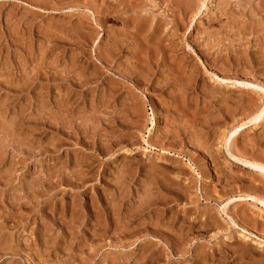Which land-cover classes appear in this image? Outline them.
Listing matches in <instances>:
<instances>
[{
  "label": "rangeland",
  "instance_id": "1",
  "mask_svg": "<svg viewBox=\"0 0 264 264\" xmlns=\"http://www.w3.org/2000/svg\"><path fill=\"white\" fill-rule=\"evenodd\" d=\"M31 1L0 0V264H264V172L229 154L264 163V0Z\"/></svg>",
  "mask_w": 264,
  "mask_h": 264
},
{
  "label": "bare ground",
  "instance_id": "2",
  "mask_svg": "<svg viewBox=\"0 0 264 264\" xmlns=\"http://www.w3.org/2000/svg\"><path fill=\"white\" fill-rule=\"evenodd\" d=\"M33 1H34V0H33ZM33 1H31V2L33 3ZM40 1H41V0H40ZM42 1H43V0H42ZM42 1H41V2H42ZM50 1H52V0H50ZM54 1H55V0H54ZM56 1H57V0H56ZM58 1H60V0H58ZM58 1H57V2H58ZM76 1H77V0H76ZM79 1H80V0H79ZM84 1H85V0H84ZM122 1H123V0H122ZM38 2H39V1H38ZM57 2H56V4H57ZM62 2H63V1H62ZM88 2H89V1H88ZM125 2H127V1H125ZM125 2H124V3H125ZM187 2H188V1H187ZM59 3H60V2H59ZM86 3H87V0H86ZM38 4H39V3H38ZM51 4H52V3H51ZM111 4H112V3H111ZM120 4H121V3H120ZM41 5H42V4H41ZM48 5H49V4H48ZM48 5H47V6H48ZM61 5H62V4H61ZM73 5H74V4H73ZM86 5H87V4H86ZM38 6H40V4H39ZM44 6H46V5H44ZM47 6H46V7H47ZM57 6H58V4H57ZM102 6H103V5H102ZM119 6H120V5H119ZM40 7H41V6H40ZM48 7H49V6H48ZM48 7H47V8H48ZM67 7H68V6H67ZM81 7H82V6H81ZM43 8H44V7H43ZM73 8H74V7H73ZM77 8H78V7H77ZM111 8H113V9H110V11L112 10V12H115V13H116L117 11L119 12V9L117 10V9H115L114 7H111ZM51 9H61V8H60L59 6L56 7V6H54V5L52 4ZM85 9H86V8H85ZM96 9H97V8H96ZM132 9H133V8H132ZM132 9H131V10H132ZM49 10H50V9H49ZM65 10H66V9H65ZM69 10H71V9H69ZM60 11H61V10H60ZM106 11H107V9H106ZM106 11H105V12H106ZM110 11H107V12H108V13H111ZM120 11H121V10H120ZM107 12H106V13H107ZM95 13H96V12H95ZM97 13H98V12H97ZM100 13H103V12H101V10H100ZM106 13H105V14H106ZM103 14H104V13H103ZM111 14H113V13H111ZM101 15H102V14H101ZM108 15H110V14H108ZM117 15H118V14H117ZM67 16H69V15H67ZM136 16H137V15H136ZM138 16H140V15H138ZM70 17H71V16H70ZM100 17H101V16H100ZM113 17H116V16H113ZM120 17H121V16H120ZM130 17H131V16H130ZM130 17H129V18H130ZM134 17H135V16H134ZM78 18H79V17H78ZM123 18L125 19V17H123ZM126 18H127V17H126ZM131 18H132V17H131ZM137 18H138V17H137ZM101 19H102V18H101ZM105 19H106V18H105ZM105 19H104V20H105ZM118 19H119V18H118ZM124 19H123V20H124ZM127 19H128V18H127ZM139 19H141V21H142L143 17H142V18L139 17ZM80 20H81V19H80ZM99 20H100V19H99ZM107 20H108V18H107ZM120 20H121V19H120ZM123 20H122V21H123ZM95 21H96V20H95ZM128 21H129V22H128ZM132 21H133V23L136 22L135 20H132ZM144 21H145V20H143V22H144ZM151 21H152V20H151ZM151 21H150V23H151ZM96 22H97V21H96ZM127 22H128V23H131V20H127V21L124 22V24L126 23V24H125L126 26H127ZM145 22H146V21H145ZM90 23H91V22H90ZM101 23H102V22H101ZM74 24H75V23H74ZM84 24H85V22L80 21V23H79V25H78V27L80 28V30H82V29H81L82 27H85ZM86 24L88 25L89 23H86ZM98 24H99V23H98ZM134 24H135V23H134ZM143 24H144V23H142V26H143ZM145 24H147V22H146ZM145 24H144V25H145ZM158 24H160V25H156V26H161V25H162L161 23H158ZM76 25H77V24H76ZM125 25H124V26H125ZM131 25H132V23H131ZM135 25L139 27V26H140V23L137 22ZM149 25H150V24H149ZM145 26H146V25H145ZM152 26H153V25H152ZM162 26H164V24H163ZM78 27H77L76 29H78ZM87 27H88V26H87ZM132 27H133V25H132ZM166 27H167V26H166ZM74 28H75V27H74ZM92 28H93V27H92ZM129 28H130V27H129ZM151 28H152V27H151ZM158 28H159V31H158V33H159V32L161 31L162 28H161V27H158ZM160 28H161V29H160ZM47 29H48V27H47ZM71 29H72V28H71ZM76 29H74V30H76ZM87 29L89 30V29H90V26H89V28H87ZM87 29H86V30H87ZM141 29H142V27H141ZM143 29H144V28H143ZM146 29L149 30L148 28H146ZM45 30H46V28H45ZM92 30H95V29L93 28ZM122 30H124V29L122 28ZM128 30H129V29H128ZM128 30H127V31H128ZM137 30H138V29H137ZM147 30H146V31H147ZM154 30H155V29H154ZM157 30H158V29H157ZM162 30H163V33H164V30H165V29L163 28ZM95 31H96V30H95ZM118 31H119V30H118ZM146 31H145V32H146ZM151 31H153V29H152ZM75 32H76V31H75ZM78 32H79V31H78ZM83 32H84V31H83ZM89 32H90V30H89ZM124 32H125V31H124ZM129 32H130V31H129ZM129 32H128V33H129ZM132 32H133V31H132ZM139 32H140V31H139ZM76 33H77V32H76ZM80 33H82V31H80ZM85 33H86V32H85ZM91 33H92V32H91ZM118 33H121V32H118ZM134 33H135V32H134ZM137 33H138V32H136V34H137ZM149 33H152V34L150 35V37H149L148 40L144 38V37H145V34H147V32H146L144 35H142L141 38H140V35H141V34L138 33V35H136V36H137V37L139 36L140 39L137 38V39H136L137 41H136V40L133 41V39H130L129 42H130V43L132 42V43H133V46H134V44L136 45L135 41L138 42V39L141 40V39L144 38L145 40H144V39L141 40L143 43H142L141 41H139V43H140V44L138 45L139 50H140V49L144 50V49H145V46L148 47V50H150V49L153 50L152 48H154L155 44H156V47H155L154 49H157V50H158L159 47H162V48H163V47L166 45V43H164V42L167 40V38H166V37H167V34H166V37H164V38H166V39H163V40H162V38H160L159 36H157V35L162 36L161 33H159V34H157V32H156V33H155V32H149ZM124 34H125V33H124ZM132 34H133V33H132ZM132 34H131V36H132ZM155 34H156V35H155ZM87 35L90 36V34L86 33V35H85L84 37H87ZM92 35H94V33H92ZM126 35H127V34H126ZM168 35H169V34H168ZM171 35H172V34H171ZM62 36H63V35H62ZM75 36H76V35H75ZM80 36H82V34H80ZM109 36H111V35L109 34ZM109 36H106V39H108L107 37H109ZM113 36H114V35H113ZM127 36H129V35H127ZM131 36H130V38H131ZM143 36H144V37H143ZM147 36H148V35H147ZM67 37H70V36L67 35ZM92 37H93V36H92ZM111 37H112V36H111ZM117 37H118V36H117ZM121 37H122V35H121L120 37H118V38H116V37L114 36V37H112L111 39H109V40H110V43H108L109 45L105 48V51H104V49H103L104 53L99 52V59H100V60H104L105 62H108V63H109V62H111L112 59H114V57L112 56L113 53L115 54V56H117V55H119L120 53L124 52V49H125L126 47L124 46V43H123L122 39H120ZM124 37H125V35H124ZM133 37H134V36H133ZM70 38H71V37H70ZM170 38H171V37H170ZM48 39H49V38H48ZM85 39H86V38H85ZM126 39H127V37L125 38V40H126ZM58 40H59V39H58ZM58 40H56V41L58 42ZM87 40H88V43H89V37L87 38ZM90 40H94V39H90ZM109 40H106V41H109ZM127 40H129V39H127ZM168 40H170V39L168 38ZM168 40H167V42H168ZM60 41H62L61 38H60ZM71 41H72V40H71ZM79 41H80V40H79ZM151 41H152V43H153V44H152V45H153L152 48H150V47H151V45H150V42H151ZM153 41H155V42H153ZM163 41H164V42H163ZM57 42H56V43H57ZM64 42H66V40H64ZM68 42H70V41H68ZM81 42L83 43V42H84V39H83V41H81ZM91 42H92V41H91ZM91 42L89 43V45L91 44ZM124 42L127 44L126 41H124ZM56 43H54V44L56 45ZM84 43H85V42H84ZM84 43H83V44H84ZM130 43H128V44L130 45ZM161 43H163V44L161 45ZM61 44H63V43H61ZM65 44H66V43H65ZM77 44H78V43H77ZM79 44H80V43H79ZM126 44H125V45H126ZM143 44H144L145 46H143ZM51 45H53V44H51ZM58 45H59V43H58ZM106 45H107V44H106ZM106 45H104L103 48H104ZM167 45H168V44H167ZM167 45H166V47H164V50H165L166 48H168ZM81 46H82V45H81ZM86 46H88V45H86ZM139 46H140V47H139ZM129 47H130V46H129ZM147 47H146V48H147ZM99 49H100V48H99ZM160 49H161V48H160ZM128 50H129V51H128ZM130 50H131V51H130ZM135 50H136V49H135ZM135 50H134V49L132 50V49L129 48V49H127V52H126V53L129 54V52H130V53H133V54H134ZM142 50H141V51H142ZM161 50H163V49H161ZM164 50H163V51H164ZM170 50H171V49H170ZM99 51H100V50H99ZM101 51H102V50H101ZM141 51H139V52H140V54H139L140 56H141L142 54H145V52H147V51H145V50H144L145 52H144V51L141 52ZM154 51L156 52V50H153V51H152L153 54H154ZM158 51H159V50H158ZM158 51L156 52V54H154L155 57H156L158 54H160V51H159V52H158ZM97 52H98V51H97ZM115 52H117L118 54H116ZM143 52H144V53H143ZM148 52H149V51H148ZM148 52H147V53H148ZM169 52H170V51H169ZM147 53H146V54H147ZM150 53H151V51H150ZM152 53H151V54H152ZM157 53H158V54H157ZM174 54H175V53H174ZM139 55H136V54H135V55H132V57H139ZM148 55H149V54H148ZM148 55H147V58H149V57L152 56V57H151L152 59L150 58L149 61H152L153 59H155V58H153V57H154L153 55H150V56H148ZM89 56H90V55H89ZM78 57H79V56H78ZM118 57H119V56H118ZM132 57H131V58H132ZM142 57H143V56H141V58H142ZM71 58H72V56H71ZM120 58H121V56H120ZM125 58H127V57H125ZM131 58H129V59H131ZM141 58H139V59H141ZM144 58H146V57H144ZM134 59H135V58H134ZM136 59H137V58H136ZM139 59H138V60H139ZM72 60H73V59H72ZM131 60H132V59H131ZM131 60H130V61H131ZM141 60L143 61V60H145V59L142 58ZM146 60L148 61V59H146ZM146 60H145V62H147ZM117 61H118V60H117ZM127 61H128V60H127ZM130 61H129V63H130ZM134 61H135V63L137 62L136 60H134ZM142 61H141V63H142ZM149 61H148V62H149ZM101 62H102V61H101ZM132 62H133V61H132ZM123 63H124V61H123ZM129 63H128V64H129ZM138 64H139V63H138ZM131 65H132V64H131ZM94 66H95V65H94ZM119 66H120V65H119ZM127 66H128V65H127ZM133 66H134V65H133ZM96 68H97V67H96ZM117 69H118V68H117ZM129 69H130V68H129ZM118 72H119V71H118ZM131 73H132V71H131ZM119 74H121V73L119 72ZM129 76H130V75H129ZM78 80L80 81V79H78ZM78 80H77V78H76V81H78ZM111 80H112V79H111ZM114 80H115V79H114ZM225 80H226V79H225ZM93 82H95V81H93ZM75 83H76V82H75ZM77 83H78V82H77ZM77 83H76V84H77ZM80 83H81V82H80ZM80 83H79V85H80ZM115 83H116V82H115ZM233 83H234V82H233ZM235 83H236V84H240V85H241V84H242V85L245 84V82L243 83V82H239V81H236ZM72 84H74V82H73ZM84 84H85V83H84ZM247 84H248V83H246L245 85H247ZM77 85H78V84H77ZM111 89H112V88H111ZM114 89H116V88H113L112 90H114ZM112 90H111V91H112ZM116 90H117V89H116ZM117 92H118V91H117ZM114 94H115V93H114ZM116 94H117V93H116ZM110 97H111V96H110ZM243 97H244V96H243ZM247 97H248V96H247ZM107 98H108V97H107ZM64 99H65V98H64ZM61 100H62V99H61ZM98 101H99V100H98ZM131 101H132V100H131ZM250 101L253 102V100H250ZM99 102H100V101H99ZM102 103H103V102H101V104H102ZM248 103H249V100H248ZM61 104H63V103H61ZM118 104H119V103H118ZM250 104H251V102H250ZM259 104H260V103H259ZM98 105H99V104H98ZM120 105H121V103H120ZM125 105H126V103H125ZM252 105H253V104H252ZM61 106H64V107H65V104H63V105H61ZM260 106H261V105H260ZM262 106H263V105H262ZM94 107H95V106H94ZM259 108H260V107H259ZM134 109H135V108H133V110H134ZM139 109H140V108H139ZM60 110H61V108H60ZM63 110H64V108H63ZM140 110H141V109H140ZM134 111H135V110H134ZM58 112H60V111H58ZM63 112L65 113V111H63ZM140 112H141V111H140ZM249 112H250V111H249ZM64 113H62V114H64ZM253 113H254V114H253ZM253 113H252L253 116L250 118V121H253V120H257V121H258V119L260 120V118H262V117L264 116V106H263L262 108H260V109H257V108L255 107V109H253ZM65 114H66V113H65ZM62 117H63V116H61V118H62ZM91 118H92V117H91ZM96 118H97V117H96ZM62 119H63V118H62ZM75 119H76V117H75ZM99 119H100V118H99ZM114 119H115V118H114ZM73 120H74V119H73ZM112 120H113V118H112ZM257 121H256V122H257ZM66 122H67V121H66ZM63 123H64V122H63ZM115 123H116V122H115ZM152 123H153V121H152ZM245 124H246V123H241L240 125H238V126H236L235 128H233V129L231 130V132L229 131L230 133H229L228 135H226V137H223V138H224V142H225L224 144H227V142L230 141V139H231L232 137L234 138V137L237 135V133L240 131V129H241L242 127H244ZM153 125H154V124H153ZM155 125H156V124H155ZM105 126H106V125H105ZM62 130H63V129H62ZM62 133H63V132H62ZM80 134H81V133H80ZM83 134H84V133H83ZM68 136H69V135H68ZM76 136H77V135H76ZM74 137H75V136H74ZM85 141H86V140H85ZM90 143H92V142H90ZM229 143H230V142H229ZM229 143H228V144H229ZM84 144H85V143H84ZM257 144H258V143H257ZM99 148H100V147H99ZM94 149H95V148H94ZM216 149H217V148H216ZM237 152H238V151H237ZM243 152H244V151H243ZM228 153H229V152H228ZM229 154H230V156H231L232 158H234V159H236V160H238V161H241V162L245 163L246 165H250V166H252L253 168H255V169H257V170H259V171H261V172H264V163H262L261 161H260V162H259V161H250L249 159H246V158H242V157L234 156L232 153H229ZM239 154H240V153H239ZM245 154H246V153H245ZM245 154H242V153H241V156L245 157ZM239 156H240V155H239ZM249 157H250V156H249ZM250 158H251V157H250ZM256 160H257V159H256ZM263 161H264V160H263ZM261 172H260V173H261ZM262 174H263V173H262ZM256 185H258V184H256ZM260 186H261V185H260ZM262 186L264 187V184H263ZM263 187H262V188H263ZM262 190H263V189H262ZM171 195H172V194H171ZM175 196H176V195H175ZM176 197H177V196H176ZM251 197H253V196H251ZM254 198H255V197H254ZM157 199H158V198H157ZM165 199H166V198H165ZM261 200H262V198H261ZM261 200H260V201H261ZM160 201H163V200H160ZM160 201H159V202H160ZM262 201H263V200H262ZM138 210H139V209H138ZM138 210H137V211H138ZM130 211H131V210H130ZM186 212H187V211H186ZM126 213H127V212H126ZM130 214H131V213H130ZM133 214H134V213H133ZM182 216H183V215H182ZM227 216H228V215H227ZM172 217H173V216H172ZM185 217H186V216H185ZM115 219H116V218H115ZM128 219H129V218H128ZM156 219H157V217H156ZM185 219H186V218H185ZM126 220H127V219H126ZM168 220H169V219H168ZM108 221H109V220H108ZM110 221H111V220H110ZM112 221H113V219H112ZM115 221H116V220H115ZM115 221H114V222H115ZM155 221H156V220H155ZM71 222H72V221H71ZM100 222H101V221H100ZM103 222H104V221H103ZM124 222H125V221H124ZM141 222H142V221H141ZM189 222H190V221H189ZM142 223H143V222H142ZM156 223H157V222H156ZM167 223H168V222H167ZM105 224H106V223H105ZM139 224H140V223H139ZM144 224H145V223H144ZM154 224H155V223H154ZM181 224H182V223H181ZM113 225H114V224H113ZM162 225H163V224H162ZM101 226H103V225H101ZM139 226H140V225H139ZM155 226L157 227V225H155ZM155 226H154V228H155ZM103 227H104V226H103ZM103 227H102V228H103ZM151 227H153V226L151 225ZM62 229H63V228H62ZM133 229H134V228H133ZM160 229H162V228H160ZM167 229H168V228H167ZM170 229H171V226H170ZM123 230H124V229H123ZM135 230H136V229H135ZM135 230H134V231H135ZM137 230H138V229H137ZM151 231H153V228H152ZM164 231H165V230H164ZM129 232H130V231H129ZM159 232H160V231H159ZM167 232H168V230H167ZM132 233H133V232H132ZM144 233H145V231H144ZM160 233H161V232H160ZM92 234H93V233H92ZM92 234H91V236H93ZM162 234H164V233H161V235H162ZM166 234H167V233H166ZM177 234H178V233H177ZM112 235H113V234H112ZM119 235H120V234H119ZM132 235H134V233H133ZM164 235H165V234H164ZM98 236H99V235H98ZM167 236H168V234H167ZM113 237H114V236H113ZM161 237H162V236H161ZM94 239H95V238H94Z\"/></svg>",
  "mask_w": 264,
  "mask_h": 264
}]
</instances>
